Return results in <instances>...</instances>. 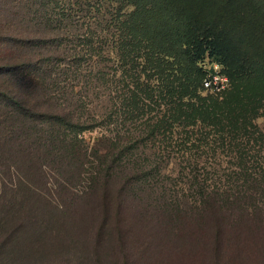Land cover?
Segmentation results:
<instances>
[{"label": "trees", "instance_id": "16d2710c", "mask_svg": "<svg viewBox=\"0 0 264 264\" xmlns=\"http://www.w3.org/2000/svg\"><path fill=\"white\" fill-rule=\"evenodd\" d=\"M87 1L94 0H76L82 12ZM113 3L115 31L107 40L116 45L117 66L126 68L128 94L124 107H116L117 119L107 121L115 144L98 156L90 191L75 193L56 175L77 160V179L68 181L83 179L90 156L81 134L101 123L94 118L96 124L86 125L69 112L45 108L9 82L8 74L42 68L35 57L20 65L17 59L0 63V105L15 114L2 129L15 139L7 154L20 152L24 157L15 165L29 171L6 176L16 168L4 167L0 150V264H264V161L240 150L264 115V6L259 0ZM71 15H56V21L68 22ZM100 39L87 37L71 52L78 77L96 76L88 72L104 57ZM51 74L42 76L50 79L40 87L45 94L59 79ZM215 74L229 85L213 83ZM16 116L40 124L20 128ZM139 121L144 130H133ZM62 131L68 134L60 137ZM50 145L58 148L54 155L48 149V160L40 152ZM182 148L186 156L231 150L237 159L210 176L209 163L185 161L194 175L184 170V189L192 191L181 198L167 194L157 163L172 161ZM51 183L60 184L58 196ZM98 188L102 201L95 198ZM133 196L139 198L136 211L128 212Z\"/></svg>", "mask_w": 264, "mask_h": 264}, {"label": "rangeland", "instance_id": "374dc122", "mask_svg": "<svg viewBox=\"0 0 264 264\" xmlns=\"http://www.w3.org/2000/svg\"><path fill=\"white\" fill-rule=\"evenodd\" d=\"M259 1L264 6V0ZM81 2H76V0H0V63L17 59L20 65V62H24L21 59L35 57L44 64L42 68L35 70L19 72L14 75L8 74L9 82L15 87H21L22 90L30 97L38 100L45 108L69 112L75 115L76 120L82 123L86 122V125L96 124L97 121L93 120L94 118L101 123V126H96L81 134V137H84L90 156V161L85 166L86 171L82 174L83 179L68 181V176L75 177V174H77L76 168H78L79 164L77 160H73L71 164H65L62 167L64 168V173L56 175V178L62 181V184L66 182V188L75 193L88 192L94 188V182H91V179L97 175L98 156L107 152L115 144V141L112 140L114 133L108 127L106 128L107 121L117 119L116 107H124L123 98L128 94V88L125 85L126 68L117 66L115 61L117 59L116 45L107 40V36L115 31L112 18L113 0L87 1L88 8L85 7L83 12L79 10ZM63 13L72 14L73 19L68 22L66 20L57 23L56 15H62ZM50 23L53 25L50 26ZM94 34L99 35L102 39L97 42V46L103 50L104 57L101 58L93 73L91 72L90 74V71L88 72L89 75L95 74L96 76L88 77L87 73H82L81 77H78V72L71 69L75 62L71 52L75 48H83L84 40L87 37L94 36ZM217 68L218 66H215V69ZM17 70H20V68ZM47 71L48 74L52 73V76L59 79H56L57 84L51 85V91L49 90L45 94L40 87L45 86L47 81L50 82L48 77L45 78L46 80L42 79V76L44 77ZM58 72L59 74H56ZM220 78H223V80H220L224 84L223 87H227L229 84L228 80H224L226 77ZM261 99L264 105V91ZM262 112H264V108L261 107L259 114ZM14 115L11 109L0 105V150L4 152V167L13 164L16 168L12 169V174L6 170V176L14 175L13 172L16 170L19 175L20 172H29L26 167L15 165L20 164V156L24 157L20 155V152L12 149V152L7 154L8 148L16 146V144L15 139L11 138L9 140L5 135L6 132L2 129L4 123L12 120ZM18 117L19 119H17ZM245 117H248V115L240 116L239 119ZM14 119L20 124V128L28 127L31 129L35 125L40 124L39 120L31 116L29 118L16 116ZM255 123L257 128L255 126L252 129L255 134H250V137H243L245 142L243 144L246 147L240 150L248 151V157L257 156V159L264 161V137H258L259 133L264 134L263 113ZM132 126L135 131L144 130V126L140 121ZM1 132H4L3 136H1ZM66 134H68L67 131H62L60 137H65ZM108 138L112 139L109 141ZM28 141L35 142L36 140L35 137H29ZM56 141L54 140L53 142ZM85 147L83 146L82 149H85ZM57 148L58 146L54 147V145L47 146V148H44V152H40L41 156L47 155L48 160H50ZM48 149L52 151V154L47 152ZM183 150L184 148L179 149L178 153L172 154V161H158L157 163L159 169H162L164 173L159 180H163L160 181L161 184L164 183L167 186V194H178L181 195V198L184 197L183 193H191L192 189H184V183L188 181L187 179H192L194 175V172L190 171V169H185L188 166L185 161L193 162L195 160V162L202 163L205 161L209 163L207 170L210 172V176L211 172L227 170L228 167L233 166L234 161L237 159L231 150L230 152L229 150L219 149V152H213L212 150L203 154L198 151L196 153L189 151L187 156L182 155L181 152ZM145 151L149 152L147 149ZM213 165H216V168L211 169L210 166ZM184 170L188 172L187 176L189 178L185 175L187 173ZM165 173L169 174L170 177H165ZM1 174H3L2 171ZM76 177L75 179H77ZM119 185L118 181H113L111 188L114 189V194L119 191ZM59 186L60 184L51 183L48 187H50V191L53 194L58 196L61 193ZM96 193L98 195V197L97 195L95 197L96 200L102 201L104 198L103 191L98 188ZM161 194L162 197L166 195L163 191H161ZM189 195V198L193 197V195ZM138 199V197L133 196L128 200V212L136 211ZM139 230H137L138 233ZM135 241L140 242V239H135Z\"/></svg>", "mask_w": 264, "mask_h": 264}, {"label": "built area", "instance_id": "2783aa9c", "mask_svg": "<svg viewBox=\"0 0 264 264\" xmlns=\"http://www.w3.org/2000/svg\"><path fill=\"white\" fill-rule=\"evenodd\" d=\"M219 80H223V78H220L219 74L214 75V77H213V83L216 84V83H218ZM224 80L227 81L228 79L227 78H224ZM211 83H212V81H206L205 82L206 87H210L211 86ZM223 86H224V84H223Z\"/></svg>", "mask_w": 264, "mask_h": 264}]
</instances>
